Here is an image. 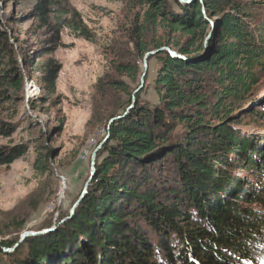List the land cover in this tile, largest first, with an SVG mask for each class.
<instances>
[{"label": "trees", "instance_id": "1", "mask_svg": "<svg viewBox=\"0 0 264 264\" xmlns=\"http://www.w3.org/2000/svg\"><path fill=\"white\" fill-rule=\"evenodd\" d=\"M8 1L23 0H0V107L17 103L25 81L18 41L4 20ZM131 2L144 12L125 34L129 56L113 63L96 86L89 124H104L108 136L87 192L61 226L25 239L15 253L5 250L20 237L0 239V264L264 260V135L244 131H264V96L254 95L264 78L259 7L242 0H173L176 9L168 0ZM23 19L43 32L44 54L63 46L67 29L91 39L67 0H35ZM150 52L156 54L148 63H159L155 105L143 102L141 92L132 98L136 89L125 82H138L139 62ZM61 70L52 59L44 65L40 83L48 93ZM119 93L128 101L116 106ZM179 127L184 131L177 137ZM1 131L10 136L13 129L3 124ZM26 152L23 146L7 155L0 151V165L10 166ZM49 157L38 153L37 172H48ZM25 224L13 217L9 226L19 233Z\"/></svg>", "mask_w": 264, "mask_h": 264}, {"label": "rangeland", "instance_id": "2", "mask_svg": "<svg viewBox=\"0 0 264 264\" xmlns=\"http://www.w3.org/2000/svg\"><path fill=\"white\" fill-rule=\"evenodd\" d=\"M168 1L176 9L173 0ZM242 1L259 7L255 14L259 19L264 18V0ZM67 2L82 16L91 39L75 37L70 30H64L63 46L50 54H44L43 48L48 46L43 32L37 31L32 21L23 19L35 0L8 1L4 10V20L18 41L15 47L25 81L17 103L0 107V151L7 155L11 149L23 146L27 152L10 166L0 165V239L14 240L23 232L35 234L30 237L48 234L65 222L63 217L71 215L91 176L93 154L108 136L104 124L97 121L89 124L97 98V83L112 71L113 63L129 56L125 34L136 14L144 12L134 8L131 0ZM148 40L153 41L154 37L148 35ZM51 59L62 70L55 91L48 93L40 80L44 65ZM148 64L141 100L155 105L159 102L154 84L159 63L153 58ZM139 65L143 74V61ZM125 82L131 92L141 86V78L136 84ZM254 95L264 96V78ZM127 101L128 95L119 93L114 105ZM109 102L113 104L112 100ZM3 124L13 129L10 136L2 133ZM183 131L179 127L175 135L180 137ZM244 131L264 135L263 129L244 128ZM48 152L49 170L41 174L35 169L37 156ZM13 217L26 222L23 231L18 233V229L9 226ZM21 243L19 238L18 245L5 252L15 253ZM259 264H264V260Z\"/></svg>", "mask_w": 264, "mask_h": 264}, {"label": "water", "instance_id": "3", "mask_svg": "<svg viewBox=\"0 0 264 264\" xmlns=\"http://www.w3.org/2000/svg\"><path fill=\"white\" fill-rule=\"evenodd\" d=\"M163 49H161L160 51H163ZM156 54V52H150V53H147L143 59V65H144V69L145 71L143 72L142 76H141V86L136 90V92L134 94H137L139 92H141V90L144 88V80L145 78L147 77L148 75V59L151 57V56H154ZM173 55H175L174 53H172ZM133 104H135V101L133 100ZM107 141V139L100 144V146L95 150L94 154H93V158H92V163H91V176L88 180V182L86 183L85 185V189L83 191V193L81 194L79 200L76 202V204L74 205L73 209H72V212L71 214H73V212L75 211V209L79 206V204L81 203V201L83 200L86 192H87V188L89 187V184L91 183L92 181V178L94 176V173H95V160H96V156H97V153L98 151L102 148V146L105 144V142ZM30 236H35L34 233H31V232H23L20 236V243L23 242L27 237H30Z\"/></svg>", "mask_w": 264, "mask_h": 264}, {"label": "bare ground", "instance_id": "4", "mask_svg": "<svg viewBox=\"0 0 264 264\" xmlns=\"http://www.w3.org/2000/svg\"><path fill=\"white\" fill-rule=\"evenodd\" d=\"M32 87V86H31ZM32 95H34V94H32Z\"/></svg>", "mask_w": 264, "mask_h": 264}]
</instances>
